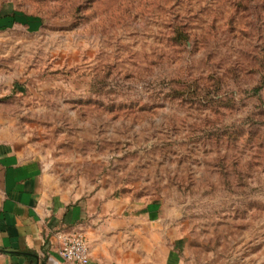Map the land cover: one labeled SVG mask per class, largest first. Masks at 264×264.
I'll return each instance as SVG.
<instances>
[{"label":"rangeland","instance_id":"rangeland-1","mask_svg":"<svg viewBox=\"0 0 264 264\" xmlns=\"http://www.w3.org/2000/svg\"><path fill=\"white\" fill-rule=\"evenodd\" d=\"M1 1L40 20L0 31V136L71 198L157 202L126 262L264 264V0Z\"/></svg>","mask_w":264,"mask_h":264},{"label":"crops","instance_id":"crops-1","mask_svg":"<svg viewBox=\"0 0 264 264\" xmlns=\"http://www.w3.org/2000/svg\"><path fill=\"white\" fill-rule=\"evenodd\" d=\"M39 20L38 15L0 0V31L34 28ZM70 196L42 159L26 156L0 136V264H34L35 258L24 251L36 254L39 263L73 264L58 254L60 234L70 231L86 236L87 264H134V258L128 257L126 262L121 251L127 220L132 235L128 244L137 247L138 256L141 243L150 250L148 254L156 251L160 239L157 202H147L126 214L121 200L99 204L91 198ZM172 248L166 246L164 264L181 263Z\"/></svg>","mask_w":264,"mask_h":264},{"label":"built area","instance_id":"built-area-1","mask_svg":"<svg viewBox=\"0 0 264 264\" xmlns=\"http://www.w3.org/2000/svg\"><path fill=\"white\" fill-rule=\"evenodd\" d=\"M59 256L73 264H87L89 261V245L81 231H70L60 234Z\"/></svg>","mask_w":264,"mask_h":264},{"label":"water","instance_id":"water-1","mask_svg":"<svg viewBox=\"0 0 264 264\" xmlns=\"http://www.w3.org/2000/svg\"><path fill=\"white\" fill-rule=\"evenodd\" d=\"M23 253H26V254H28V255H30V256H33V257L35 258V260H34V264H45L44 262H41V263L38 262V259H37L36 254H34V253H32V252H29V251H24ZM31 260H32V259H31Z\"/></svg>","mask_w":264,"mask_h":264},{"label":"trees","instance_id":"trees-1","mask_svg":"<svg viewBox=\"0 0 264 264\" xmlns=\"http://www.w3.org/2000/svg\"><path fill=\"white\" fill-rule=\"evenodd\" d=\"M31 15H29V17H30ZM177 32H179V30H176V32L175 33H177Z\"/></svg>","mask_w":264,"mask_h":264}]
</instances>
